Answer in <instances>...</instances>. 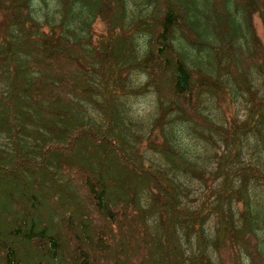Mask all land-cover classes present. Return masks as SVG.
<instances>
[{
	"label": "trees",
	"instance_id": "trees-1",
	"mask_svg": "<svg viewBox=\"0 0 264 264\" xmlns=\"http://www.w3.org/2000/svg\"><path fill=\"white\" fill-rule=\"evenodd\" d=\"M141 2L0 0V264H264V0Z\"/></svg>",
	"mask_w": 264,
	"mask_h": 264
},
{
	"label": "rangeland",
	"instance_id": "rangeland-1",
	"mask_svg": "<svg viewBox=\"0 0 264 264\" xmlns=\"http://www.w3.org/2000/svg\"><path fill=\"white\" fill-rule=\"evenodd\" d=\"M141 1L142 0H129V2L131 4V9L136 11L137 14L140 12V10L143 7ZM45 2H47V4H48L47 6H46ZM45 2H43L41 0H35V5L38 9L37 13L41 19H43L45 17L46 12H49L50 14H52L55 10V7L57 6L56 0H46ZM253 21H254V26L256 27L258 35L261 37V39L264 42V24H263L262 20L260 19V17L258 15H255ZM93 24L95 25V26L93 25V27H94L96 36H97V33H99L98 35H100L107 30V24L105 21L98 20ZM137 78H139L140 82H143L145 79L142 75H139ZM257 84L261 88V90L264 91V79H262V78L259 79L257 81ZM234 97H235V95H234ZM227 98H228V102H230L231 101L230 97L227 96ZM238 98H240V102H238V104H237L238 106H236L235 111L239 110V112L242 113L244 110L243 109L244 100L239 96H238ZM128 103H129V108H130V114H131V117L133 118V120H135V121L137 120L140 122L142 131H144L145 133L149 132L150 127H151V121L154 119V117L156 115L155 114L156 113V111H155L156 110L155 95L150 93V94H147L145 96H138V97L132 96L129 98ZM223 108L224 109L227 108V105L225 103H223ZM211 110L215 113H221L222 112V110L218 109L215 104H212ZM179 126L181 129V135H180L181 143H182L184 150H186L188 153H190L191 156H194V158H196L197 160H200V157H203L204 155H206L205 146H203L199 141H197L190 134L185 123H179ZM211 149H217V148H210L208 150L207 157L214 153V151ZM246 156L255 158L257 156V154L249 152V153H246ZM210 158L211 157H208L207 160H211ZM209 163H211V162H209ZM82 175H85V174L83 173ZM206 175H208V174H206ZM0 184H2V185L4 184L2 180L0 181ZM188 184H191V183H188ZM192 184L194 187L197 188V190L195 192H196V195L199 196L201 191L204 189L203 184H201L200 180L197 178H194L192 180ZM191 197H194V194H191ZM17 201H19V200H17ZM22 203H23L22 209L27 210V208L29 206V202L23 201ZM57 205L60 209L63 206L62 202H58ZM8 209L14 210V207L8 206ZM129 222H130V225L129 224L124 225V227L122 229L123 235H128V230L130 229L129 226L132 227L133 220L131 218H129ZM95 232L97 235L98 232L97 231H95ZM131 242H132L131 248H132V251L134 253L139 251V249H143V247H144V246H142L141 242L137 241L135 236L132 238ZM129 255H131V253L128 251L127 256H129ZM131 264H138V263H137V261H134L131 258Z\"/></svg>",
	"mask_w": 264,
	"mask_h": 264
}]
</instances>
